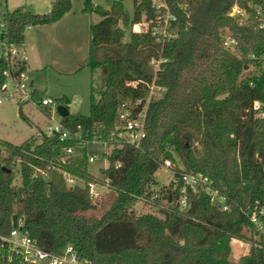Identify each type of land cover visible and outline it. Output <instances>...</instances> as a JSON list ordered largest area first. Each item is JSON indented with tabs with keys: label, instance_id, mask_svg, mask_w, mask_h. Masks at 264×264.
<instances>
[{
	"label": "trees",
	"instance_id": "trees-1",
	"mask_svg": "<svg viewBox=\"0 0 264 264\" xmlns=\"http://www.w3.org/2000/svg\"><path fill=\"white\" fill-rule=\"evenodd\" d=\"M6 1L0 0V41L9 44H24L28 27L57 22L73 5L54 0L49 11L32 13L23 6L8 10ZM153 1L134 0L130 15L122 1L105 8L83 0L85 12L101 16L91 26L89 64L103 72L104 82L100 96H91L89 114L70 112L62 122L83 138L97 136L113 146L105 154L108 167L101 168L115 192L112 204L90 218L86 212L96 203L88 188L67 185L65 170L86 182L100 180L88 171L86 149L65 152L78 146L75 141L42 132L21 144L1 139L0 231L12 229L16 214L22 229L50 250L60 253L71 244L95 264H264L259 245L238 263L229 259L232 239H252L245 233L253 230L249 211L257 200L264 203V119L253 107L264 100V71L245 77L251 61L223 45L230 32L244 55L264 50L255 11L264 0H164L177 18L174 36L159 38L153 24L127 38V26L156 19ZM234 6L246 10L244 23L231 15ZM152 86L160 95L149 99ZM56 99L69 106L67 96ZM122 102L134 116L146 107L147 136L140 147L120 133ZM167 159L177 175H208L231 211L205 192L183 193L182 182L160 185L156 172ZM13 161L20 185L13 181ZM183 197L186 207L177 203ZM140 200L156 212L134 210ZM0 264L24 263L6 250Z\"/></svg>",
	"mask_w": 264,
	"mask_h": 264
},
{
	"label": "rangeland",
	"instance_id": "rangeland-1",
	"mask_svg": "<svg viewBox=\"0 0 264 264\" xmlns=\"http://www.w3.org/2000/svg\"><path fill=\"white\" fill-rule=\"evenodd\" d=\"M54 0H7L8 10L23 6L28 12L38 13L50 10ZM115 1H122L130 15L134 12V0H93L105 8L111 7ZM158 1V0H157ZM70 15L56 25H38L28 27L25 32V53L27 58L26 80L41 93L60 98L67 96L70 100L69 110L75 114H89L91 96H100L104 82V74L100 69L93 70L90 62V50L93 23L101 16L97 13H87L83 9V0H72ZM49 9V10H48ZM154 22L145 18L139 26H127L126 36L132 30H148ZM123 26V25H122ZM139 31V32H141ZM4 45L0 42V56ZM258 67L250 66L244 71V76L254 75ZM160 95V89L153 87L149 98ZM20 108L22 113H20ZM55 119H58L56 116ZM48 123H54L40 108L29 102L19 103L18 100L5 101L0 105V138L14 144L24 143L31 135L40 134ZM121 134L123 133L120 132ZM112 145L89 144L86 150L89 154L99 157L89 162L88 171L96 177H102L101 168L108 166L106 152L110 153ZM18 171V170H17ZM160 185L170 184L173 173L170 168L162 165L156 172ZM13 181L21 184V174L13 171ZM115 198L114 190H103L95 201L96 208L86 212L90 218L101 217L110 207ZM138 212L155 211L153 207L143 202L136 205ZM247 236L250 233L245 230ZM229 259L238 263L240 257L250 251L247 239L233 240Z\"/></svg>",
	"mask_w": 264,
	"mask_h": 264
},
{
	"label": "built area",
	"instance_id": "built-area-1",
	"mask_svg": "<svg viewBox=\"0 0 264 264\" xmlns=\"http://www.w3.org/2000/svg\"><path fill=\"white\" fill-rule=\"evenodd\" d=\"M153 2L157 9V16L156 19L152 21L154 22L152 33L159 38L170 39L174 36L172 22L176 21L177 18L174 14L169 12V6L164 0H154ZM163 9L166 11L163 12ZM255 11L258 27L264 30V6H256ZM231 15H240L239 19L241 23H244L247 19L246 10H240L237 6L232 8ZM3 25L4 23L1 24V26ZM134 26H139V23ZM139 31L141 30L138 29L137 32ZM0 42L4 45L3 53L0 56V59L3 60V66H0V105H3L5 101L18 100L20 104L29 102L33 106L42 109L48 117L54 121V123H48L45 126V130L41 131L43 134L47 136L58 135L61 141H75V143H77V147L74 145L65 147V152L69 155L83 154L86 147L92 143L108 145L107 141L100 140L97 136H94L92 139H86L83 138L81 131H72L70 128L66 127L62 122V116L57 110L58 105L63 103H59L53 96L41 93L40 90L32 86L31 82L26 80L27 58L24 56V44ZM223 45L231 49L238 56L246 57L251 61V66L259 68L258 71H264V50L261 52L252 51L244 55L239 48L237 38L230 32L224 34ZM153 87L154 86H152V88ZM139 102L140 100L136 103ZM67 107L69 108V106ZM253 107L256 111V115L264 119V100H255ZM145 113L146 107L142 112L134 116L133 111L128 107V103H121L120 116L124 121L123 136L127 142L135 147H140L147 136ZM56 116L58 119H55ZM98 157L97 154L88 153V162H93ZM163 165L170 168L173 173L171 182H182L181 191L183 193H186L187 190L196 193L205 192L210 196L211 201L217 204L221 210L231 211L232 206L227 202L226 196L221 194L219 190L213 186L212 179L208 175L202 172L186 171H182L177 175L172 170L174 163L170 159L165 160ZM18 168V161H13L12 170L18 172ZM62 175L68 186L87 187L94 200L100 196L103 190H113L109 182L107 180L104 181L103 177H98L100 180L86 182L66 170L62 172ZM154 197H156V195ZM139 202L143 201L140 200ZM177 203L181 207H186V197H183ZM133 209L137 210L136 206H134ZM249 219L253 227V230H246L250 233L249 237L252 238L248 240L250 248L253 245H259L264 248V203L259 200L256 201L254 208L249 211ZM22 226L23 222L18 220V225L16 227L12 226L9 232L0 231V252H5L7 250L12 256L20 258L21 262L24 264H95L91 259L82 258L71 244L67 245L60 253L50 250L48 246L41 244L36 238L32 237L29 232L23 230ZM233 240L239 239L234 238L231 243L234 242Z\"/></svg>",
	"mask_w": 264,
	"mask_h": 264
},
{
	"label": "water",
	"instance_id": "water-1",
	"mask_svg": "<svg viewBox=\"0 0 264 264\" xmlns=\"http://www.w3.org/2000/svg\"><path fill=\"white\" fill-rule=\"evenodd\" d=\"M239 17H240V15L237 16V18H239ZM246 18H247V16H246ZM57 110L62 117H65L70 113L69 108L64 104H59L57 107ZM4 169L8 172L12 171L10 168H7V167H4ZM165 214H167V213H165ZM17 225H18V216L15 214V215H13V226L16 227Z\"/></svg>",
	"mask_w": 264,
	"mask_h": 264
},
{
	"label": "crops",
	"instance_id": "crops-1",
	"mask_svg": "<svg viewBox=\"0 0 264 264\" xmlns=\"http://www.w3.org/2000/svg\"><path fill=\"white\" fill-rule=\"evenodd\" d=\"M53 3H54V1H53ZM53 3H52V5H53ZM52 5H51V7H50V9L52 8ZM73 6V5H72ZM49 10V9H48ZM72 10V9H71ZM71 10L69 11V12H67L59 21H57V22H54V23H52V25H56L57 23H59V22H61V21H63L64 19H66L67 17H68V15H70V13H71ZM31 27V26H30ZM29 27V28H30ZM25 47H26V41H25V43H24V50H25ZM27 63V62H26ZM27 68V67H26ZM97 98V97H96Z\"/></svg>",
	"mask_w": 264,
	"mask_h": 264
}]
</instances>
